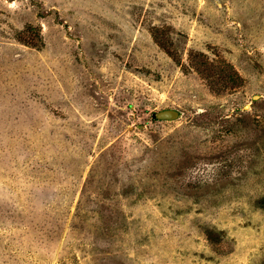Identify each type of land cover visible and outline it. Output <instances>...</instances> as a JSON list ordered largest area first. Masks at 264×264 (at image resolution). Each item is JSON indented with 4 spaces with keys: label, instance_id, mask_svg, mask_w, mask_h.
<instances>
[{
    "label": "rangeland",
    "instance_id": "rangeland-1",
    "mask_svg": "<svg viewBox=\"0 0 264 264\" xmlns=\"http://www.w3.org/2000/svg\"><path fill=\"white\" fill-rule=\"evenodd\" d=\"M0 264H264V0H0Z\"/></svg>",
    "mask_w": 264,
    "mask_h": 264
},
{
    "label": "water",
    "instance_id": "water-1",
    "mask_svg": "<svg viewBox=\"0 0 264 264\" xmlns=\"http://www.w3.org/2000/svg\"><path fill=\"white\" fill-rule=\"evenodd\" d=\"M153 119L162 122H174L181 118V112L178 109H165L152 115Z\"/></svg>",
    "mask_w": 264,
    "mask_h": 264
},
{
    "label": "trees",
    "instance_id": "trees-1",
    "mask_svg": "<svg viewBox=\"0 0 264 264\" xmlns=\"http://www.w3.org/2000/svg\"><path fill=\"white\" fill-rule=\"evenodd\" d=\"M177 61V60H176Z\"/></svg>",
    "mask_w": 264,
    "mask_h": 264
}]
</instances>
